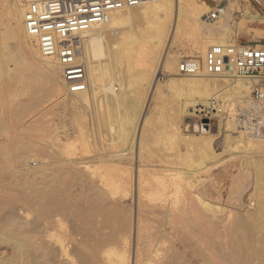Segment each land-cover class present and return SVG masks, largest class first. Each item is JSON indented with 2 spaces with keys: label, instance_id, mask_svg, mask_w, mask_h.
I'll return each instance as SVG.
<instances>
[{
  "label": "bare ground",
  "instance_id": "1",
  "mask_svg": "<svg viewBox=\"0 0 264 264\" xmlns=\"http://www.w3.org/2000/svg\"><path fill=\"white\" fill-rule=\"evenodd\" d=\"M29 1L30 0H0V56L2 57L1 58L2 60L0 59V76H5L8 79H10V81H12V83L18 82L17 84H19V83H21V80L23 82L24 81L23 79H25L28 76V75L27 76L25 75L26 77L24 76V74H26L25 72L28 71L27 73H29V71H30L31 74L35 77V79L36 78H37V80L43 79L44 82H45V80L47 81V83H45V84H47V86L48 85L50 86V91H48V89H47L45 94H47V92L53 93L52 95L62 93L64 96L63 100L64 101L66 100L67 106H69L72 110L74 109V110L78 111L79 114H81L82 112L85 113V111L86 112L89 111V112L93 113L94 115H96V117L98 118V122H99L98 123L99 124L98 125L99 136H100V138H102V139H100L101 143L103 141V143H104L103 145L104 146L108 145L107 147L110 150V154H109V153H107V151L109 152L107 147L103 148V150L108 155L107 159L105 156V159H106L105 162H107V164L106 163L105 164H106V166L108 164H111V165L108 166L107 168L105 167L103 169H91V170L88 169V170H90V173L92 175L91 179L93 180V182H95L97 185L100 184L99 187L102 189V192H103L101 195V199H99L100 196H97L98 193H97V195H95L96 193L94 194V192H92L95 196L94 198H92L93 195L91 197V195L87 194L91 190L90 189L88 191L86 188L87 186H89L88 184H90V183H88V182H90V178L88 177L89 181L83 180L81 178L82 176L80 178H78L76 174H73L74 172L72 170H70V171L73 173L70 172V174H69V172H66V174H65V171L62 169V171H64V174L65 175L68 174V175L64 176L65 178H60L63 176V174L61 175V173L58 172V173H60V175L59 174L57 175L56 174L57 172L55 171V168L53 167L54 171L56 173L53 172V175H51V178L48 176L50 180H48V181L45 180L47 182L46 184L48 185V189H46L47 192H42L43 189H42V191L40 189V192L37 191L35 193L31 191L32 190L31 186L33 187L34 182H35L34 177H31L34 179V181H33V179H28L27 178L28 176L26 174H28L29 172H27V173L23 172V175H26L27 180L25 179V182L23 184H22V182L24 180H21L22 182L21 181L20 182H21L22 186L26 187V188H24L25 190L27 189V191L28 190L31 191V194H29V193L27 194V192H26V194L21 193V191H20L21 189L18 191L17 190L18 187L16 186V190L18 192V193L17 192L16 193L17 194H20V193L23 194L21 199H19L17 197L15 190H13V189H15V186L13 185L12 182H11L12 183L11 185H9V183H8L10 181H8V182L6 181V183H8V184L1 182V181H3V180H1V178H4V176H6V175L0 174V175H2V176H0V264H131V261H133L132 260L133 259L132 258L133 241H134V246H135L134 264H161V263L164 264V262H165V264L167 262L171 263L170 262L171 260H169V257L166 258L167 262H166L164 257L159 258V256L161 257V255L164 253V250H165V249L163 250L164 247L162 245L161 246L163 248L162 249L160 248L161 251L158 254L155 253V255H154V252L156 250L154 248H152L155 251L154 250H152V252L150 251L151 253H148L146 255V258L144 259V255L141 252V250L143 251L142 248L144 247L145 244L147 245L148 243H150L148 240L151 238V235H150V237L148 236L149 239H147V237L145 238V234H144L145 233L144 232V230H145L144 216L145 215L143 216V212L140 208L136 207L138 209V211L136 213V217H133L134 215H133L132 211H134V210L132 208L131 211L129 210L131 212L130 216H128V218H126V216H125L126 219H124L122 217V214H121L122 210L119 211L120 210L119 209L120 203H119V206L116 204L117 209L116 208H115V210L113 209L114 211L111 209L112 212L111 211L110 212L112 213V218L110 217L109 219H112V220L111 221L109 220V223L107 221V223H108V225H107L106 220L104 221L105 218H103V216L106 214H104V212L102 210H100V211H102L103 213H101L100 215L103 219L96 217L99 215L97 212L99 210H98V207L96 205L101 204L104 201V199H105L103 197L104 194L111 197L112 198L111 200H113L115 203H117L120 200L122 201L123 198H125V197L127 198L128 194L130 192H131V195L133 194L132 191H130V190H132L131 188L133 187V179H134L133 173H135L134 168H133L134 162L136 160L135 159L136 157L134 156V154H135L134 151H136L135 150L136 148H134V146H135L134 143L136 144L135 141H137L135 139L137 136L138 125H140L139 121H142V120L146 121V119H142L141 117H142V114L144 112V109L146 108V98L148 97L147 94L149 93V90H152V89L154 90L155 86L158 83V78L155 77L157 74V67L158 66L164 72V74H166V76H172L169 79V81L172 84H174V85L180 84L181 86L180 85L179 86L181 88L183 87V89L187 88V90H189V93H188L189 95H185V97H188L187 99L185 98L186 102L183 104L182 108L180 107L182 115L188 116L189 114H192V115L197 114V113L200 114L201 108L204 106H207L209 100H211V99H221L223 101L224 112H226V113L232 112L233 108H234V104L232 103L233 99L231 98L230 93L234 95V96L233 95L232 96L234 97V99L239 104V107L241 108L240 110H243L245 108H247V109L250 108V96H251V92H252V85H254L255 82L247 80V79L238 78L235 75L231 74L230 72H226L224 75H221L226 79V82H227L224 84V86H221L219 81H217L216 79H214V80L211 79L210 77H212V76L207 75L204 72H200L199 74L193 75V76L183 75L182 77H175V76L180 75L178 65H179V62L183 58L170 56L168 49L166 51H164L165 52L164 55L162 52L163 48L165 47L167 40L171 34H173L172 35L173 36V43L177 42V40L181 39V38H182V40H184L183 37H186L187 34H188V38H189V35H190V39H192V41L194 40L193 41L194 43L190 40L191 45L193 44L192 49L199 50V51H201L203 49V47H204L203 50L207 51L208 48L213 46V45H224L225 46L228 44H238V37H240V34L244 32L246 26H248L247 24H249L246 22L248 20H245V18L244 19L241 18L242 20L241 21L239 20L240 22L237 23L236 27H235L236 23L235 24L233 23L235 21L234 20L235 16H233L234 10L237 8L238 3L241 0H233V1L227 0L225 2H221V5L220 4L219 5L221 7H223L224 12H223V16L217 21H213L209 17L210 11L217 4L215 6H212V5H214L213 3L211 5V3L202 2L203 0L200 1L201 3L196 2L195 0H170V1L164 2V3L145 5V6H141L139 8H132V9H128V10L119 11V12L114 13L111 17V20L106 25L100 26V27L92 30L86 36H84L83 39L80 40V52H79L80 58H79V60L81 62H83L87 67L89 90L86 93L74 94V95H70L67 92V88L65 87V85L63 83L62 76H61V70H60V67L58 66L57 62L53 59L42 57L39 50H38L36 42L26 33L25 26H24V14H25V11L27 9V3ZM261 1H263V0H261ZM246 2H248L247 4L249 7L253 6V3L251 2V0L246 1ZM253 7H255V6H253ZM188 13H189V15L185 17V15H187ZM173 15L176 16V20H175L174 25H172L170 22ZM244 15H245V17H247V19L250 18L254 21H255V19L260 18L259 15H257L254 12H250V11H246L245 13H243V16ZM237 18H235V19H237ZM238 19H240V18H238ZM129 22L131 24H129ZM254 24H255V22H254ZM172 27H173V29H172ZM138 28L140 29V31H138ZM246 31H247V29H246ZM185 33H186V35H185ZM217 34H219V36H220V38L218 40H216ZM178 42L180 43V40ZM188 42H189V40H188ZM9 43H12V46L14 47V49L18 51V53H17L18 55L13 54L15 51L13 52L10 50L11 52H9V50L5 49L7 47V45H9ZM189 44H188V46H189ZM185 45H186V43H185ZM185 45L182 48L187 47ZM25 48H29L30 51L32 52V55H33L32 59L27 57L28 55L26 56V53H25L26 49ZM3 51H4V53H3ZM204 56H205V54H203V59H204ZM9 61L14 62V64H15L14 69L8 70V69H10L7 66V65H9L7 62H9ZM4 67L6 69L8 67V69L6 70V69H4ZM26 79H25V82H27ZM28 82L31 83L34 81L30 82V80H28ZM13 84H15V83H13ZM13 84H12V86H15ZM26 84L27 83H25V85ZM31 84L36 85L33 83H31ZM42 85H43V83H42ZM19 86H20V84H19ZM29 86H30V84L28 86H26L27 89L32 90V89H29L30 88ZM49 86H48V88H49ZM184 86H185V88H184ZM21 87H22V89H21L22 91L20 93L22 94L23 92H25L23 94L27 95L28 93H26V92H28V90L24 87V85L20 86V88ZM10 88H12V87L10 86L8 89H10ZM40 88H42V86ZM142 88L144 89V92L142 91L143 90ZM12 89H10V90H12ZM38 89H39V87H38ZM44 89H45V87H44ZM14 90H17V88H14ZM33 91L34 90H32L31 92L33 93ZM40 91H41V96L42 95L45 97L49 96V95H44V93H42L43 91L45 92V90L42 91L40 89ZM6 92L8 93V90ZM35 92H36V90H35ZM2 93H4V90ZM21 94L18 96H22ZM35 94L38 95L40 93L36 92ZM179 95H180V93H179ZM2 96H0V97L4 98L7 95L4 96V94H3ZM8 96H10V98H11L14 95L12 96V93H9ZM41 96L39 97L40 99L38 98L39 100H41ZM56 96H58V95H56ZM28 97H30V96H28ZM31 97H33V96L31 95ZM34 97H35V95H34ZM49 97H52V96L50 95ZM14 98H15V96H14ZM21 98H23V97H21ZM15 99H17V98H15ZM15 99L13 100V102L17 101ZM43 100H45V99H43ZM13 102H10V103H12L11 107L15 106V105H13ZM14 104H16V102ZM31 104L33 105L35 103H31ZM28 105L29 104L27 102L21 103L20 104L21 110L18 112L15 111L16 117L15 116L14 117L16 118V120L12 123H14V125H16V127L19 125V122L21 120L19 118L23 117L21 115H23V113H26V111L31 106V105L30 106H28ZM35 107H36V105H35ZM17 109L18 108H16V110ZM122 110H124L125 116H124V114H122ZM160 117H157V118H159V121H160V119H162V121H163L164 120L163 117H161V118ZM94 118H95V116H94ZM157 118H156V120L154 118V120L156 122H157ZM22 119H24V118H22ZM94 120H96V118ZM218 120H219V118H218ZM148 121H150V122H148ZM155 121L153 123V119H152L153 125L156 123ZM147 122L151 124L150 119H147V121L144 123L146 124ZM162 123L160 122V125ZM39 124H41V123H39ZM164 124H166V123L164 122ZM244 124H245V129H247V131H248V133H247V131H245V133H243V141H244L245 145L248 147L255 146L257 148L264 149V137L255 136L252 134V130L249 127V120H246ZM36 125H38V124H36ZM94 125H96V123ZM155 125L158 127L159 122H157ZM30 126H33V125H30ZM162 126L163 125H161V127ZM16 127H13V128H16ZM26 128H27L26 131H29L28 126ZM26 128H24V130ZM5 129H7V128H5ZM19 129H21V127H17L18 132H20ZM31 129H33V128H31ZM31 129H30V131H31ZM148 129H146V130H148ZM176 129H178V128H176ZM12 130H10V131L6 130V134L7 133L9 134V132H11ZM15 130L13 132H16ZM148 131L150 132V130H148ZM153 131L154 130H152V132ZM3 132L4 133H2V134H5V130ZM22 133L23 132H21V134ZM24 133L22 135H24ZM148 133H146V134H148ZM18 134L19 133L16 132L15 135L13 134V136H15V137H13V139L11 138L9 140V138H7L8 140L6 139L5 142H3L4 140L3 141L1 140L2 142L0 143V173L6 172L9 169L11 171L12 170L11 167H13L15 165L14 162L17 161V163L18 162L21 163V161H22V160L20 161V159L14 160V157H15L14 151L18 147L19 143H22V142H20V140H23V138H24L21 135H20L21 136L20 137ZM29 134H31V133L29 132ZM35 134H37V133H35ZM35 134H32V135L35 136ZM49 134H50V132H49ZM143 134L140 135V137H139L140 138V141H139L140 145H136L138 147L140 146L138 148V152H136V153H138L137 156H138V160L140 162H141V158H142L141 153L147 152V151H145V150H147V148H145V147H147V146H145V144H144L145 150H143L144 149L143 147L141 149V142L143 143V140H145L146 136H147L145 134L146 135V136L144 135L145 139H143ZM149 134H152V133H149ZM153 134L157 135L155 132ZM153 134H152V137H153ZM39 136L40 135H38V137ZM179 136L180 135H178V137ZM209 136H211L209 132L203 131V132H201V136H200L201 139L198 138V140H203L205 143V151L203 154L204 155L203 158L210 157L214 153L212 150V146H211L212 145V139ZM152 137H151V139H152ZM174 137L178 138L177 135H175ZM153 138H155V136ZM51 139H53V138H51ZM51 139H49V140H51ZM97 139H98V136H97ZM55 140L57 141V139H55ZM170 140L171 139L169 138V141ZM24 141L27 142L28 140L25 139ZM47 141H48V139H47ZM171 141H174V140H171ZM37 142H39V141H37ZM29 143L30 142H28L27 145ZM146 143H149V142H146ZM176 144L177 143L175 142L173 145L177 146ZM22 145H24V144H22ZM36 145L32 146V144H31V146L33 148L34 147L37 148ZM24 147L26 149V144ZM48 147L50 148V146H48ZM20 148H22V147L20 146ZM148 148H152V147L148 146ZM171 148H172V146H171ZM25 149L22 148V151ZM27 149L30 150V145ZM39 149H43V147L39 148ZM32 150H34V149H32ZM47 150L49 151V149H47ZM103 150H102V152H103ZM141 150H143V151H141ZM152 150L155 151L154 148H152ZM52 151L53 150L49 151L50 152L49 153L50 158L52 157L51 155H53ZM56 151H57V149H56ZM43 152H44V150H43ZM155 152H153V154H155ZM36 153H38V151ZM15 154H16V152H15ZM150 154L152 155V153H150ZM159 154L162 157H163V155H166L165 153L163 155L161 153H159ZM16 155H18V154H16ZM24 155L23 154H22V156L20 155L19 158L23 157ZM56 155H57V153H56ZM26 156H27V154H26ZM26 156H24V157H26ZM156 156H157V154H156ZM30 158H32V157H30ZM55 158H57V156ZM102 158H104V157H102ZM25 159L26 158H23L24 161H22V164H23V162H25ZM260 159H262V158H260ZM138 160H136V163ZM154 160H156V157ZM202 160H200V161H202ZM27 161L29 162L28 159H27ZM145 161H147V160H144V162ZM171 161H172V159H171ZM54 162H52V164ZM163 162H164V160H163ZM168 162H166L165 164H169ZM172 162L175 163L174 161H172ZM151 163L152 162H150V165H151ZM176 163H177V161H176ZM198 163L201 164V162H198ZM247 163H248V161H247ZM251 163L254 164L253 159L250 160L248 165H251ZM261 163H262V161H261ZM105 164L103 162L102 166L100 165L101 166L100 168L105 166ZM255 164H256V161H255ZM262 164H261V166H263ZM56 165H54V166L56 167ZM57 166H59V164ZM60 166H63V165H60ZM60 166H59V169L61 168ZM172 166H173V164H172ZM257 166L259 168L260 165L257 163ZM169 167H167V168H169ZM50 168H52V167H50ZM42 169H43V167H42ZM59 169H58V171L61 170V169L60 170ZM149 169H150V167L147 170L149 171ZM161 169H158V170H161ZM65 170H66V167H65ZM88 170L86 169L87 173L89 172ZM260 170L263 171L262 168ZM26 171H28V170H26ZM31 171H32V169H31ZM33 171H35V170H33ZM49 171H51V170L49 169ZM137 171H138L137 176L136 175H134V176L137 177L136 178L137 180L136 179L135 180L137 181L136 189L139 192V196L141 197V194H145V196L150 201H152V200L154 202H156L157 200L159 201L158 194L161 192H164V191L170 193V195H172V197H173L174 193L171 194L172 192L176 191L175 193H177L179 191V194L182 195V192H184L186 190V189H183L182 187L178 186V181H177V183L176 182L172 183L175 179L172 182H170L171 181L170 178H169V180H170L169 181L166 177H165V179H167V180H165V179L158 180L159 178L156 179V177L158 175L155 177L154 174H150L153 170L149 172L150 175H152V176L154 175L153 178L150 175L148 176L147 173H144L146 171V169L143 172V170L140 169V166L138 167ZM148 171H146V172H148ZM166 171H164V172H166ZM195 171H196V168H195ZM50 173H52V172H50ZM54 173L57 176H55ZM90 173H88V174H90ZM173 173L174 172H172V174ZM6 174H8V171ZM31 174H30V176H31ZM160 174H162V172H160ZM186 174H188V173H186ZM16 175H14V176L16 177ZM258 175H260V174L258 173ZM11 176H13V174ZM58 176H60V177H58ZM162 176H163V174H162ZM175 176H173V178L179 177V176L177 177V175H175ZM181 177H182V175H181ZM190 177L193 178L192 176H189V177H187V178H189L188 180H191ZM263 177L264 176H262V179H263ZM17 178L18 177H16V179H15L16 181L14 180L15 183L16 182L18 183ZM88 178H86V179H88ZM187 178H186V180H187ZM202 179L204 180L205 177L200 178L199 179L200 181H197V183H200L201 181H203ZM37 180L39 181V179H37ZM37 180H36V182H37ZM179 181H180V179H179ZM193 181H192V184H193ZM3 182H5V181H3ZM44 182H43V185H44ZM262 182H264V181H262ZM39 183H40V181H39ZM188 183L190 184V181ZM174 184H176L175 188L173 187ZM192 184H190V185H192ZM12 185L14 186L13 189H12V187H13ZM35 185H34V187H35ZM190 185H188V186L190 187ZM90 186H91V184H90ZM92 186H94V185H92ZM19 188H21V187H19ZM180 188L183 189L184 191H180ZM190 188H192V187H190ZM255 188H254V190L257 189V188L255 189ZM85 189H86V191H85ZM36 190L37 189H35V191ZM13 191H14V195H13ZM89 194H90V192H89ZM166 194L167 193H164V195L167 198H169ZM183 195H186V194H183ZM254 195L255 194H253L252 196H254ZM107 196H105V197L107 198ZM235 196H236V194L234 195V197ZM19 197H21V195H19ZM177 197H179V196H177ZM95 198L96 199L98 198L99 200H101V202L97 199L98 202H100V203H98ZM167 198H165V199L168 201ZM84 199H85V201H84ZM140 199H139V201H140ZM161 199H162V197H161ZM181 200H182V198H181ZM197 200L199 201L198 204L200 203L202 205L203 209L205 210V214H206V211H209L210 213H212L215 216L216 215L218 216V213H224V209H221V207H219L217 205L214 206L208 202H205L201 197H198ZM258 200L259 199H257V202H259ZM86 201L88 202V207H89V203H91V205H92V203L94 204L97 202L95 205L97 207L96 208L97 209L96 214H95V207L94 208H92V206H91V208L89 207L90 210L87 209L89 211H87L86 209H84V210L82 209V206L84 205V202H86ZM105 201H107V200H105ZM82 202H83V204L80 206V204ZM140 202H143V201H140ZM152 202L150 204H152ZM162 202H161V204H162ZM192 202H190V203H192ZM103 203H105V202H103ZM188 203H189V201H188ZM163 204H166V201H164ZM182 204H184V203H182ZM185 205H186V203H185ZM201 205H200L199 210H196L197 207H195L196 212L203 210L201 208ZM257 206H258V210L256 212H254L253 215H248L249 219H247L245 221L241 220L242 218L240 219L241 213L239 214L238 212L236 213L235 211L230 210L231 214L233 213V215H231V214H229V215L232 216L233 219H231V217L227 216L229 218L228 220H230V222L235 221V220L238 222V219H239V221L241 220V223L239 222L238 224H236L237 222L229 223V224H234V225L236 224V226H234L233 229L229 230L233 226V225L232 226L230 225V228H228V231L226 230V228L229 226H228V224L226 225V223H224V225L227 227L224 228V230H222L223 232H225V230H226L225 233H222L223 235L226 234L227 237L229 236L228 240H226L227 237H225L226 238L225 240L228 241L227 242V247H228L227 251L228 250L229 251H228V254L226 253V256H224V257H226L225 259H226V261L229 262V264H247V263H250L253 261H254L253 264H256V262L260 258L263 259L262 263L264 264V258H262V257H264V202L262 201V202L258 203ZM79 207H81V208H79ZM108 207L105 210H109L110 208H108ZM85 208H86V206H85ZM192 209H190V210H192ZM125 211L126 210H124V212ZM108 212L109 211H107L105 213L108 214ZM198 213L202 214L200 212H198ZM102 214H104V215L102 216ZM212 214H209V216ZM235 214H239L240 216L237 218L238 215L236 216ZM196 215L194 214V216H196ZM223 215H220V216H223ZM123 216H124V213H123ZM220 216H218V217H220ZM248 216H247V218H248ZM197 217H198V215H197ZM134 218H136V219H134ZM221 218H218V219H221ZM223 218H224V216H223ZM223 218L221 220H223ZM133 219H134V221H133ZM197 220L201 221V219H199V217ZM206 220H208L209 222ZM206 220H204L206 222L201 221L202 223H204V224H202V225H204L203 229H207V228H205V226L210 227V229H208L209 233H210L211 228L215 229L217 226L214 227L216 223H214V226H212L213 225V223L211 222L212 220H209V218H206ZM197 222H198V224H200L199 221H196V223ZM205 223H207V225ZM209 223H210V225H209ZM108 226H110V227H108ZM195 226H196V224L194 225V227ZM198 227H199V225H198ZM238 227H241V228H239V229H241L239 234L236 233L238 230L237 229ZM147 228L148 227H146V229ZM195 228H197V227H195ZM201 229H202V227H201ZM214 229H212V230L214 231ZM149 230L151 231V228ZM208 230H204V231H207V234H208ZM215 232L217 233L219 231H215ZM227 232L229 235L227 234ZM213 233H211V234H213ZM163 234H164V231H163ZM213 235H212V237H213ZM205 236H206V233H205ZM165 237H167V236H165ZM209 237H210V235H209ZM212 237L209 239H212ZM216 237H218V236H216ZM219 237H220V235H219ZM223 237L224 236H222V238ZM204 239L205 238H203L202 240H204ZM145 240L148 241V243ZM144 242H146V243L144 244ZM209 242H210V240H209ZM164 243H162V244H164ZM221 243H222V241H221ZM204 244H206V243L204 242ZM258 245H260V247H258L259 249L256 248ZM151 246L153 247V245H151ZM155 246H156V244H155ZM149 248H150V245H149ZM157 248H158V246H157ZM221 248L223 250V247H221ZM162 251H163V253L160 254ZM166 251H168V250L166 249ZM246 251L252 252L251 257L247 256L248 259H247V257H245V255H247ZM171 252L175 253L174 251H171ZM145 253H146V251H145ZM167 255H168V253L166 254V256ZM170 258H172V257H170ZM245 260H247V261H245ZM255 260H256V262H255ZM169 263H167V264H169ZM262 263H260V264H262ZM257 264H259V262H257Z\"/></svg>",
  "mask_w": 264,
  "mask_h": 264
},
{
  "label": "rangeland",
  "instance_id": "2",
  "mask_svg": "<svg viewBox=\"0 0 264 264\" xmlns=\"http://www.w3.org/2000/svg\"><path fill=\"white\" fill-rule=\"evenodd\" d=\"M195 1L200 2L202 0H195ZM225 1H227V0H203L202 2H208V3H211V5L213 3L214 5H212V6H215L216 4L221 5V2H225ZM246 1H249V0H241L238 3L237 8L235 9L236 11L234 10V13H233L234 14L233 16H235L234 17L235 21L233 23L234 24L236 23L235 24V27H236L237 23L240 22L242 19L245 18V20H248L246 22L249 24H247L248 26H246L244 32L240 34V37H238V43L240 42L242 44H252L254 42L264 40V0L263 1L251 0V2L253 3V6H255V7H253V6L249 7L247 4L248 2H246ZM246 11L254 12L257 15H259L260 18L255 19V21L250 19V18L247 19V17H245V15L243 16V13H245ZM174 15L170 20L172 25H174L175 20H176V16H174ZM188 15H189V13L187 15H185V17ZM237 17L240 19H238ZM235 18H237V19H235ZM254 22H255V24H254ZM129 24H131V23L129 22ZM172 29H173V27H172ZM246 29H247V31H246ZM138 31H140L139 28H138ZM172 35L173 34L170 35V37L167 40L165 47L163 48V51H162L163 55L165 53L164 51H166L168 49L169 55L173 56V57H181L183 59L184 58H194V59H198V60L199 59L203 60V54L206 53V50H203L204 47L201 51L192 49L193 44L191 45L192 39H190V35L188 38V34H187L186 37H183L184 40H182V38H181V39H178L177 42H175V43H173V36ZM185 35H186V33H185ZM219 38H220V36H219V34H217L216 40H218ZM179 40H180V43L178 42ZM188 40H189V42H188ZM185 43H186V45H185ZM188 44H189V46H188ZM184 45L187 47L182 48V47H184ZM5 49L9 50V52L15 51L14 53L12 52L14 55H16L18 53V51L15 50L14 47L12 46V43H9V45H7V47ZM25 49H26L25 50L26 56L28 55L27 57L32 59L33 55H32V52L30 51V49L29 48H25ZM3 53H4V51H3ZM1 58L2 57L0 56V59ZM7 63L9 64L7 66L10 68V69H8V67H7L8 70L15 68V64L13 61H9ZM4 69H6V68L4 67ZM27 72L28 71H26L25 72L26 74H24V76L28 75L27 76L28 78L25 76L27 78V79L25 78L27 82H25V79H23L24 81L22 82V80H21V83H19V84H20V86L24 85V87L26 89H27L26 86H28L30 84L29 89L34 90L33 91L34 94H33L31 92L32 90L27 89L28 92H26V93L29 94L31 92L29 95L27 94L30 97H28L26 94H23L25 92H23L22 94L20 93L22 91L21 90L22 87L20 88L19 84H17L18 82H13V83H15V84H13L12 81H10V79H8L7 77L0 76V78H1L0 79V90H1L0 96H2L3 94H4V96H6V95L8 96L9 93H12V96L14 95L15 98H17V99H15L14 96L11 98H10V96H8V97L6 96L8 99L6 97L2 98L3 96L0 97L1 98L0 99V131H1L0 132V134H1L0 135V138H1L0 143L3 140H4L3 142H5L7 138H9V140L11 138L13 139V137H15V136H13V134L15 135L16 132L19 133L18 135L19 136L21 135L24 138H23V140H20V142H22V143H19L18 147L14 151V156H15L14 160L20 159V161L21 160L24 161L23 158H26L25 162H23V164H22V161H21V163H19V162L17 163V161L14 162L15 163V165L13 166L14 168L11 167V169H12L11 171H10V169L7 170L8 174H6L7 171L1 172L0 174L6 175V176H4L5 179L1 178V180L5 181V182H3V181H1V182L5 183V184L9 183V185H11L13 183V185L15 186V189H13L14 188L13 185H12L13 186L12 189L15 190V193L17 192V190L19 191L20 189H21L20 190L21 193H23V194L24 193L26 194V192H27V194L28 193L31 194V191L34 193L37 191L40 192V189H41V191L43 189L42 192H47L46 189H48V185L46 184L47 183L46 181L50 180L49 177L51 178V175H53V172L56 171L57 173L56 172L55 173L57 175L58 174L60 175V173H61V175L63 174V176L62 177L58 176V177L65 178L64 176L68 175V174L65 175L66 172H69V174H70V172H71L70 170H72L74 173L73 172H71V173L76 174L78 178H80L82 176L81 178L83 180H87V181H89V178H90V182H88V183H90L91 186L92 185H94V186L91 187L90 184H88L91 188L89 186H87L86 188L88 191L90 189L91 190L89 191L90 194L88 191H87L88 192L87 194L91 195V197L93 195L92 198H94L95 197L94 194L96 193L95 195H97V193H98L97 196H100L99 199H101V195L103 193L102 189L99 187L100 184L97 185L91 179L92 175L90 173V170L91 169H103L105 167L107 168L111 164H108L106 166L107 162H105V161H106L107 156H108L107 153L110 154V150L107 147L108 145H106V146L103 145L104 144L103 141L101 143L100 139H102V138H100V136H99L98 118L96 117V115H94L93 113H91L89 111H87V112L85 111V113L82 112L81 114H79L78 111H76L74 109L72 110L69 106H67L66 100L65 101L63 100L64 96L62 93L52 95L53 93L47 92V94H45L47 89H48V91H50V86L48 85L49 86V88H48L47 84H45V83H47V81L45 80V82H44L43 79H39V78H38L39 80H37V78L35 79V77L31 74L30 71H29V73H27ZM155 77L158 78V83L156 85L157 87L155 86L156 89L154 88V90L153 89L149 90V93L147 94L148 99L146 98V108L144 109V112H143L142 117H141L142 119H146V121H147V119H150L151 124L148 123L150 121H148L146 124L144 123V122H146L145 120L139 121L140 125H138L137 136L135 139L137 141H135L136 144L134 143V145H135L134 148H136L135 149L136 151H134V153H135L134 156L136 157L135 159L138 160V156H137L138 153H136V152H138V148L140 146L138 147L136 145H140L139 144L140 135H142L144 133L143 139H145L144 137L147 135L146 139L143 140V143L141 142V149H142V147L144 148L145 146H147V147H145V148H147V150H145V148L143 149L147 152L141 153L142 154L141 162L139 160L137 161V163H136V160L134 162L133 168H134L135 173H133V177H134L133 187L131 188L132 190H130V191H132L133 194L131 195V192H130L129 193L130 195L128 194L127 198L125 197V198H123L122 201L120 200L117 203H115L113 200H111L112 199L111 197L104 194L103 197L105 199L103 202H105V203L102 202L101 203L102 205L101 204L96 205V203L98 202L99 199L97 198L98 199L97 200L95 198L97 202L94 204L92 203V205H91V203H89V207L90 208H91V206H92V208L95 207V214H96V210H97L96 208L97 207H98L99 211L102 210L104 212V214H106V215L102 214V216L104 215L103 218H105L104 221L106 220L107 225L109 223V220L110 221L112 220V219H109L110 217L112 218V213H111L112 210L113 209L115 210V208L117 209L116 204L119 206V203H120V206H119L120 208L119 207L118 208L120 209L119 211H121V210L123 211V212L121 211V214H122V217L124 219H126V218H128V216H130V213H131L130 211L132 210V208L135 211V212L132 211L133 215H134L133 217H136V213L138 211L137 208H140L143 212V216L145 215L144 216V222L148 225L147 226L144 223L145 238L147 237V239H149L148 236L150 237V235H151V238L148 240L151 244L148 243V241H146L147 239L145 240L150 245V248H149L148 244H147L148 246L145 244L146 242H144L145 245L144 244L143 245L147 250L144 247L143 248L141 247L144 251L143 252L141 250V252L144 255V259L146 258V255L148 253L152 252V250H154V249L156 250V251L154 250L155 252L153 251L154 255H155V253L158 254L161 251L160 248L162 249L164 247L163 250L165 249L164 250L165 254L162 251L160 254H162V253L163 254L161 255V257L159 256V258L164 257L166 260V258L169 257V260H171L170 261L171 263L167 262V260H166V262L169 264H229V262L226 261V259H225L226 257H224V256H226V253L228 254V251H229V250L227 251V249H228L227 242L228 241H226L229 239V236L227 237L226 234L223 235L222 233H225L226 230L228 231V228H230V225L231 226L233 225V226L229 230L233 229L234 226H236V224H238L239 222L241 223V220L245 221V220L249 219L248 215H253L254 212H256L258 210V206H257L258 203H260L262 201L264 202V200H263L264 199L263 198L264 197V193H263L264 192V185H263L264 182H262V181H264V177L262 179V176H264V162H263L264 161V159H263L264 158V149L257 148L255 146L248 147L245 145V143L243 141V133H245V131H247V129H245V124H244L246 121V117H245V114H243L241 111H239L241 108L239 107V104L237 103V101L234 99L233 94L230 93V96L233 99L232 103L234 104V108H233L232 112H229V113L224 112L225 113L224 115L219 116V120L217 118H213L211 120H205V119L203 120V119H201V116L199 113L194 114V115L189 114L188 116L182 115L181 108H182L183 104L186 102L185 100L188 98V97H185V95H189L188 94L189 90H187V88H185V86H184L185 89H183V87L182 88L180 87L181 86L180 84H179L180 86L176 85V84H175L176 85L175 86L174 84H172L169 81V79L172 76H166V74H164V72L159 68V66L157 67V74ZM175 77H182V75L181 76L178 75ZM210 78L213 80L216 79L217 81H219L221 86H224V84L227 83L226 79L221 75L220 76H212ZM28 80H30V82L34 81L31 83L36 84V85H32L31 83L28 82ZM24 82L27 84L25 85ZM42 83H43V85H42ZM12 84L15 86H12ZM7 85L9 87L11 86L13 89L12 88H10L12 90L8 89L9 87ZM40 85L42 86V88H40L41 87ZM38 87H39V89H38ZM44 87H45V89H44ZM14 88H17V90H14ZM2 89L4 90V93H2L3 92ZM40 89L42 91L45 90V92L44 91L42 92V93H44V95H49V96L51 95L52 97L46 96L47 97L46 98L43 95L41 96ZM5 90L6 91L8 90V93ZM35 90H36V92H38L40 94H38V95L35 94L36 93ZM142 91L144 92V89ZM179 93H180V95H179ZM20 94L22 96H18ZM31 95L33 97H31ZM34 95H35V97H34ZM56 95H58V96H56ZM40 96H41V100H39ZM21 97H23V98H21ZM14 99L17 100L15 102L19 107L16 104H14L15 103V102H13ZM43 99H45V100H43ZM217 100L222 101L221 99H217ZM10 102H13V105H15V106L11 107L12 103H10ZM24 102L25 103L27 102L29 104L28 106H30V105L31 106L27 110L29 113L26 111V113H23V115H21L23 117L19 118L21 120H20L19 125L17 127H21V129L23 131L21 129H19L20 132H18L16 125H14V123H12V122H14L16 120L15 113L21 110L20 104L24 103ZM31 103H35V104L32 105ZM222 104H223V101H222ZM35 105H36V107H35ZM16 108H18V109L16 110ZM122 114H124V116H125L124 110H122ZM94 116H95L96 120H94L95 119ZM160 116L163 117V119L165 120V121L164 120L163 121L166 124H164L162 119H160V121H159V118H157V117H160ZM22 118H24V119H22ZM154 118H155V120L157 118V122H159L160 127L159 126L157 127L155 125L157 122L154 120ZM152 119H153V123H154V121L156 122L154 125L152 123ZM160 122L161 123L163 122L161 125H163L164 127L163 126L161 127ZM39 123H41V124H39ZM95 123H96V125H94ZM202 123H206V125L202 126ZM36 124H38V125H36ZM24 125L26 127L28 126L29 131H26L27 128ZM30 125H33V126H30ZM13 127H16V128H13ZM5 128H7V129H5ZM24 128H26V129L24 130ZM31 128H33V129H31ZM176 128H178V129H176ZM3 129L5 130V134H2V133H4ZM30 129H31V131H30ZM146 129L150 130V132ZM6 130L7 131L12 130V131L9 132V134L8 133L6 134ZM14 130L16 132H13ZM152 130H154V131L152 132ZM48 131L50 132V134ZM203 131L210 133L211 136H209V137H211V139H212V145L211 146H212V150L214 152L210 157H207V158H203V156H204L203 154L205 151V143L203 140H198V138L201 139L200 136H201V132H203ZM21 132H23V133L25 132L24 135H22L23 133L21 134ZM29 132L31 134H29ZM148 132L152 133V134L155 132L157 135L153 134V137L155 136V138H153L152 134H149ZM35 133H37V134H35ZM146 133H148V134H146ZM247 133H248V131H247ZM32 134H35V136H33ZM38 135H40V136L38 137ZM175 135H177V137H178V135H180V136L178 138H176V137H174ZM97 136H98V139H97ZM151 137H152V139H151ZM51 138H53V139H51ZM169 138L171 140H174L177 143L176 144L177 146L173 145L175 142L171 141V140L169 141ZM25 139L28 141L27 142L24 141ZM47 139H48V141H47ZM49 139H51L52 141ZM55 139H57V141ZM37 141H39V142H37ZM28 142H30V143L27 145ZM146 142H149V143H146ZM22 144H24V145H22ZM25 144H26V149L30 145V150L25 149V147H24ZM31 144H32V146L33 145L35 146L37 144L36 145L37 148H35V147L33 148L31 146ZM144 144H145V146H144ZM20 146L25 150L22 151V148H20ZM48 146H50V148ZM148 146L154 148L155 151L157 149L158 150L155 152L154 150H152V148H148ZM171 146H172V148H171ZM42 147H43V149H39ZM104 147L105 148L107 147L109 152L107 151V153H106L103 150ZM32 149H34V150H32ZM47 149H49V151L53 150L52 151L53 153L51 152L53 154V155H51L52 156L51 158H50V154H49L50 152ZM56 149H57V151H56ZM43 150H44V152H43ZM102 150L104 153L102 152ZM143 150H141V151H143ZM37 151H38V153H36ZM15 152L19 156L16 155ZM20 152L21 153L23 152L22 153L23 155L26 153L27 156L25 154L24 156H26V157L23 156V157L19 158L20 155L22 156V154ZM153 152H155V154H153ZM56 153H57V155H56ZM150 153H152V155ZM159 153H161L162 155L165 153L166 155H163V157H164L163 158L162 156H160ZM156 154L158 157L156 156ZM56 156L58 159L55 158ZM105 156H106V159H105ZM154 156L156 157V160H154L155 159ZM30 157H32V158H30ZM102 157H104V158H102ZM146 157L148 159L149 158L150 159L148 160ZM259 157L262 159H260ZM27 159L29 160V162L27 161ZM171 159L175 163H173L171 161ZM252 159L254 161V164L251 163V165H248L250 160H252ZM144 160H147V161L144 162ZM163 160H164V162H163ZM175 160L177 161V163ZM200 160H202V161H200ZM247 161H248V163H247ZM255 161H256V164H255ZM261 161L263 164L261 163ZM52 162H54V163L52 164ZM103 162H104V164L105 163L106 164H105V166L100 168L102 166ZM150 162H152L154 165L152 163L150 165ZM166 162H168L169 164H165ZM198 162H201L202 165ZM257 163L260 166H261V164L263 165L261 167L259 166V168L260 169L262 168L263 171H261L258 168ZM56 164L57 165L59 164V166L63 165V166H60L61 170L59 169V166H57ZM172 164L175 168L172 166ZM54 165H56V167ZM139 166H140V169L143 170V172L145 171V169H146V171H148L147 169L150 167L149 171L148 172L145 171L144 173H147L148 176L150 174H154L155 177L158 175L156 177V179L159 178L158 180L165 179V177H166L168 180L170 178L171 181L170 180L169 181L172 182L175 179L172 183H174V182L177 183V181H178V186L182 187L183 189H186L185 190L186 192L180 188V191H184L185 193L182 192V195H181V194H179V191L177 192L178 194L175 193L176 192L175 191V192L171 193V194H173V193L175 194V195L173 194V197H172V195H170V193L164 191V192H161L158 194L159 201L157 200L156 202H154L153 200H152L153 202L148 200V198L145 196V194H141V197H140L139 192L136 189V186H137L136 185L137 184V181H136L137 177L136 176H137V172H138L137 170H138ZM166 166L167 167L170 166V167L167 168ZM42 167H43V169H42ZM50 167H52V168L54 167L55 171H54V168L52 169ZM65 167H66V170H65ZM57 168L60 171H58ZM195 168H196V171H195ZM31 169H32V171H31ZM49 169L51 171H49ZM62 169L65 171V174H64V171H62ZM86 169L87 170L90 169V170H88L89 171L88 173H90V174L87 173ZM158 169H161L162 171L158 170ZM26 170H28V171H26ZM33 170H35V171H33ZM150 171H152V172L149 174ZM164 171H166L167 173ZM23 172H26V173L29 172L28 174H26L28 176L27 177L28 179H33L31 177H34L35 182L37 179H39V181H40V183H39V181L37 180V182H36L37 184L34 182V185L35 184L36 185H35V187H34V185H33V187L31 186V188H32L31 191H29V190L27 191V189L25 190L24 188H26V187L22 186V184L25 182V179H26V175H23ZM50 172H52V173H50ZM58 172H60V173H58ZM160 172H162L163 176H162V174H160ZM172 172H174V173L172 174ZM11 173L13 174V176H11L12 175ZM31 173L33 175L35 174L36 176L35 175L33 176ZM55 173H54V175H55ZM186 173H188V174H186ZM258 173L260 175H258ZM30 174H31V176H30ZM14 175H16V177H18L17 181L19 184L17 182H16L17 184L15 183L16 177ZM57 175H55V176H57ZM134 175H136V176H134ZM175 175H177V177L178 176L179 177L175 178L176 177ZM181 175H182V177H181ZM0 176H2V175H0ZM150 176L153 178L152 175H150ZM173 176H175V177L173 178ZM189 176H192L193 178L190 177L191 180H188L189 178H187V177H189ZM204 177H205V179L204 180L202 179L203 181H201L200 183H197V181H200L199 180L200 178H204ZM86 178H88V179H86ZM186 178L188 181L186 180ZM34 179H33V181H34ZM167 179H165V180H167ZM179 179H180V181H179ZM21 180H24V181L22 182ZM6 181L7 182L10 181V182L6 183ZM20 181L22 182V184ZM189 181H190V184H192V181H193V184L190 185L188 183ZM43 182H44V185H43ZM258 182L259 183L261 182V183L259 184ZM188 185H190V187H192V188H190ZM16 186L18 187L17 190H16ZM175 186H176V184H174L173 187L175 188ZM19 187H21V188H19ZM34 188L37 190L35 191ZM254 188L256 190H254ZM85 191H86V189H85ZM92 192H94V194ZM21 193L17 194V197L19 199H21L23 196V194H21ZM164 193H167L166 195L169 198H167L164 195ZM183 194H186V195H183ZM235 194H236V196L234 197ZM253 194H255V195L252 196ZM13 195H14V191H13ZM19 195H21V197H19ZM176 195L179 197H177ZM105 196H107L108 199ZM163 196L165 198H167L168 201ZM161 197H162V199H161ZM198 197H201L205 202H208L214 206L217 205V206L221 207V209H224V213H218V216L224 214L223 215L224 218H223V216L218 217L217 215H216L217 216L216 217L215 215H213L209 211H206V214H205V210L203 209L202 205L200 203L198 204V202H199L197 200ZM181 198H182V200H181ZM139 199H140V201H143L144 203L140 202ZM257 199H259L258 200L259 202H257ZM105 200H107V201H105ZM163 200L166 201V204H163V202H164ZM84 201H85V199H84ZM99 201L101 202V200H99ZM188 201H189V203H188ZM86 202H84V205L82 206L83 210L89 209L88 202L87 203ZM100 202H98V203H100ZM151 202H152V204H150ZM161 202H162V204H161ZM190 202H192V203H190ZM182 203H184V204H182ZM185 203H186V205H185ZM82 204H83V202L80 204V206ZM200 205L204 211L201 209L202 211L196 212L195 207H197L196 210H199ZM85 206H86V208H85ZM107 207L110 209L105 210ZM79 208H81V207H79ZM123 209L126 211L124 212ZM190 209H192L193 211ZM89 210H87V211H89ZM230 210L235 211L236 213L238 212L239 214L241 213L240 214L241 216L239 214H235L236 216L238 215L237 218L239 216H240V219L242 218L240 221H239V219H238V222L236 220L235 221L231 220L233 223L237 222L235 225L229 224L232 222H230V220H228L229 219L228 217H231V219H233L232 216L229 215V214H231ZM99 211H97L99 215L98 216L95 215V216L101 219L102 217L100 214L103 212L102 211L99 212ZM107 211H109L108 214L105 213ZM198 212H200L202 214H199ZM123 213H124V216H123ZM194 214L195 215L197 214L199 219H201L202 222L204 220H206V218H209V220H212L211 221L213 223L212 226H214V223H216L214 227H216V226L217 227L215 229L211 228V230L214 229V231L210 230V233H209L208 229H210V227L205 226V228H207V229H203L204 225H202V224H204V223H202L200 220H197L198 217H197V215L194 216ZM209 214H212V215H210L212 218L209 216ZM231 215H233V213ZM125 216H126V218H125ZM247 216H248V218H247ZM194 217L195 218L197 217V218L195 219ZM221 217L223 218V220H221L222 219ZM218 218H221V219H218ZM134 219H136V218H134ZM134 219H133V221H134ZM107 221H108V223H107ZM196 221H199L201 225L198 224V222L196 223ZM206 221H208V220H206ZM206 221H204V222H206ZM224 223H226V225L228 224L229 227L225 226ZM195 224H196L195 227H197V228L194 227ZM205 224L207 225V223H205ZM198 225H199V227H198ZM209 225H210V223H209ZM108 227H110V226H108ZM146 227H148V228L146 229ZM201 227H202V229H201ZM150 228H151V231L149 230ZM224 228H226L225 232L222 231V230H224ZM239 228H241V227H238L237 228L238 230L236 232L238 234L241 231V229H239ZM204 230H208V234H207V231H204ZM163 231H164L165 235L163 234ZM215 231H219V232L216 233ZM204 232L206 233V236H205ZM211 233H213L214 235ZM227 234H228V232H227ZM209 235H210V237H209ZM212 235H213V237H212ZM219 235H220V237H219ZM221 235L224 237L222 238ZM165 236H167V237H165ZM216 236H218V237H216ZM202 237L205 239L202 240L203 239ZM211 237H212V239H209ZM225 237H227V239ZM209 240H210V242H209ZM221 241H222V243H221ZM204 242L206 244L207 243L208 244L206 245V244H204ZM162 243H164V244H162ZM155 244H156V246H155ZM151 245H153V247ZM157 246H158V248H157ZM221 247H223V250ZM258 247H260V245H258L256 248H258ZM132 248H133L132 249V258H133L132 260L133 261H131V264H134V256H135L134 241H133ZM152 248H154V249H152ZM166 249L168 251H166ZM145 251H146V253H145ZM171 251H174L175 253H173ZM167 253H168V255L166 256ZM246 254L247 255H245V257H247V256L251 257L252 252L246 251ZM170 257H172L173 259ZM262 258H264V257H262ZM247 259H248V257H247ZM262 260L263 259L260 258V259H258L257 262H259V264H260L263 262ZM245 261H247V260H245ZM253 262H250V263L253 264ZM255 262H256V260H255ZM257 262H256V264H257ZM250 263H247V264H250ZM161 264H163V263H161ZM164 264H165V262H164Z\"/></svg>",
  "mask_w": 264,
  "mask_h": 264
},
{
  "label": "built area",
  "instance_id": "3",
  "mask_svg": "<svg viewBox=\"0 0 264 264\" xmlns=\"http://www.w3.org/2000/svg\"><path fill=\"white\" fill-rule=\"evenodd\" d=\"M170 0H30L24 14L26 33L36 42L42 57L53 59L70 95L86 93L89 81L86 65L79 60L80 40L92 30L106 25L114 13ZM216 5L209 13L213 21L223 16ZM180 75L204 72L211 76L230 72L252 85L250 108L239 110L249 120L255 136L264 137V40L252 44L213 45L204 59L184 58L178 65ZM220 100L211 99L201 108V119L224 115ZM206 123H202V126Z\"/></svg>",
  "mask_w": 264,
  "mask_h": 264
}]
</instances>
